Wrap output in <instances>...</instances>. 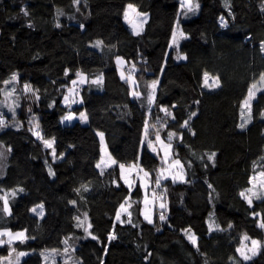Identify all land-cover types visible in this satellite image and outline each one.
Segmentation results:
<instances>
[{"label": "trees", "instance_id": "trees-1", "mask_svg": "<svg viewBox=\"0 0 264 264\" xmlns=\"http://www.w3.org/2000/svg\"><path fill=\"white\" fill-rule=\"evenodd\" d=\"M197 1L198 12L180 17L188 37L179 41L180 53L188 57L183 60L169 47L179 0H80L79 5L73 0H0V88L3 80L18 73L20 84H31L40 95L34 101L29 93L20 104L16 120L23 127L19 130L11 126L12 113L0 108L9 125L0 128L6 157L0 163V195L17 190L14 198L9 196L11 216L3 212L0 201V229H27V235L34 237L14 242L17 251H32L20 264H45L41 251L62 247L69 235L81 238L76 251L82 264H232L231 257L239 259L235 249L243 233L264 243V230L257 227L259 218L251 215L253 211L264 213V202L254 200L250 208L239 196L250 187L253 163L264 167L260 159L264 157V92L252 103V122L244 129L239 127L247 89L264 73V0H227L228 7L226 0ZM129 3L149 14L139 36L123 18ZM58 9L64 15L57 16ZM57 22L61 27H56ZM97 40L104 42L103 49L93 47ZM116 56L136 64L134 75L145 95V85L159 81L149 122L164 116L158 108L163 105L175 114L176 121L169 118L161 135L183 133V142L173 141V151L185 164L188 182L162 181L156 191L160 194L167 189L166 220L160 221L157 212L152 224L143 218V189L137 183L129 208L136 227L127 223V213L121 216L125 223L115 220L119 205L129 196L118 167L106 168L103 174L96 168L101 155L97 131L105 133L110 153L118 161L130 163L139 155L140 163L153 173V182L160 165L146 146L141 151L147 102L131 96L130 85L120 78ZM77 71L87 74L89 80L103 74L104 84L102 88L80 87L83 104L73 110L77 114L86 111L88 122L77 119L70 123L63 158L54 145L58 158L53 160L52 150L28 130L29 120L33 114L38 118L43 135L47 121L59 123L69 111L62 100L65 85L70 86ZM204 71L218 74L221 87H203ZM194 111L197 115L189 121L190 129L180 128L177 122L187 120ZM211 153L216 154L215 166L207 159ZM188 161H192L191 167ZM72 200L76 205L69 203ZM38 204L45 206L42 217L31 211ZM84 212H88L90 231L98 240L84 238L86 233L76 227L75 217L82 219ZM210 214L221 227L227 228L228 223L234 227L210 231ZM184 229L197 236L199 251ZM113 231L116 239L109 242L108 234ZM6 255L8 245L0 247V256ZM245 264H264V248Z\"/></svg>", "mask_w": 264, "mask_h": 264}, {"label": "snow or ice", "instance_id": "snow-or-ice-1", "mask_svg": "<svg viewBox=\"0 0 264 264\" xmlns=\"http://www.w3.org/2000/svg\"><path fill=\"white\" fill-rule=\"evenodd\" d=\"M73 3L79 5L80 0H73ZM225 7H228L227 0L225 3ZM200 9V4L196 2V0H179V11L176 14L175 26L171 33V43L169 45L170 48H174L177 51V59L187 60L188 57L186 54H181L179 41L188 38L187 34L181 28V15L187 17L189 13L195 14ZM25 15H28L26 9L23 10ZM64 15L62 10H57V16ZM123 18L125 22L131 27L134 35L139 36L143 31L144 25L148 22V13L141 12L137 8L136 5L129 3L126 5L123 11ZM221 23L223 26H227L223 17H221ZM31 23L28 24V27H32ZM56 27H61L59 22H57ZM81 28L84 25H80ZM93 47L101 48L104 47V42L102 40H97ZM261 50L264 51V44L261 45ZM127 63L123 59V57L116 56V65L120 69V78L125 81V83L129 84L132 91L131 96L137 100L141 98L145 99L147 102V118L143 122L142 126V139L140 140V148L141 151L144 150L145 146L152 154H154V158H159L160 167L155 170V180L152 181L153 173L145 170L143 166L139 163L140 156L138 155L136 160L130 163H123L118 161L116 158L112 156V154L108 151L107 145L105 142V133L103 131H97L96 135L99 137L100 141V160L96 163V168L101 169V174H103L104 169L113 168L115 170L118 167L119 176L123 180L124 185L127 186L129 191V196L125 198L124 202L119 205V209L115 213V220L119 221L121 224L125 223L124 220L121 219L123 213H127V223L132 224V213L128 210L131 208L132 204L131 200V191L133 187L136 185V181H140V187L144 189V197H143V210L142 215L145 221L149 224L153 223V211L156 209L158 205L159 210V220L165 221L166 215L165 212L167 210V203L165 202V195L167 189H163V191L158 194L155 189L161 188V182L164 180H168L171 178L173 183L177 182V180L181 182L187 183L186 179V168L185 164L181 162L180 159L175 158L176 153L173 151V141L179 140L183 142V133H177L176 131H168L166 138L162 137L161 131L163 129L168 128V120L169 118L173 121H176L175 114L169 110V108L159 105V112H163L164 116L161 117L159 115L156 116L155 122L150 123V119L153 114V106L156 103V90L159 84L158 80H152L150 83L145 85L147 89V94L145 95L141 91H139V84L135 79L134 73L137 71L136 64L132 63L131 68L128 70V74H125L123 66ZM69 74L68 70H65V75ZM76 79L71 80V87L65 85L67 91L66 94L63 95L62 100L63 104L67 106L69 111L65 115L61 117L60 122H69L71 123L74 120H79L81 123L88 122L87 112H79L77 115L76 112L71 111V106L74 104H83V98L80 96V87L85 84L95 85L98 88H102L104 84V76L100 74L96 76L94 79L89 80L87 74L82 71H77L75 73ZM211 81V83H210ZM20 83L19 74L13 73L10 78L2 81L3 88H0V92L3 93L4 99L0 100V108H7L9 112L12 113L13 123L11 126L19 128L23 127V123L16 120V112L20 107V97L16 95L17 87ZM203 87L205 88H219L221 87V80L218 74L213 75L208 71L203 72ZM22 94H31V97L34 98V101L40 100L39 89L33 88V86L27 82H25L22 86ZM264 92V73L259 75L258 80H255L250 84L247 89V95L243 99L240 107V119L241 123L239 127L244 129L247 124L252 122V101L257 98L258 93ZM55 101H53V104ZM195 103H199L196 101ZM51 106V105H50ZM141 107H144L141 104ZM176 105H172V108H175ZM28 112H32V108H28ZM197 113L191 112L188 116L187 120H183L182 123H178L180 128H189V121L196 116ZM262 117H264V113H261ZM29 131L32 132L33 136L36 137L37 140L43 143L45 148L51 149L52 159H57V153L55 150V137L45 138L43 132L40 128L38 118L33 114L31 119L29 120ZM8 122L4 118V114L0 111V128L8 127ZM192 135H195L193 132ZM0 147H3L0 145ZM7 152H11V148H7ZM194 155V154H193ZM215 153H211L207 156L209 161H212V166H215ZM5 152L0 151V160L5 159ZM59 158H63V154L60 155ZM203 160V157L200 158ZM261 161H264V157L260 158ZM47 163V161H45ZM188 166H192V161L187 162ZM207 168V165H204ZM259 168V171L257 169ZM50 175H55L52 171L51 167H49ZM113 183H116L114 180ZM154 183V187H152ZM250 187L245 188L244 190L239 192V196L248 204L250 208L253 207V201H261L264 202V167H262L259 163H253V174L249 177L248 181ZM120 185L117 184V187ZM85 192L89 191L87 185L81 186ZM208 187L211 189L212 185L208 184ZM151 188V198H149V190ZM3 191V190H0ZM20 192H23L24 189L20 188ZM79 193L81 189H76ZM17 195V190L13 189L11 192L4 191L3 195H0V201H3V212L7 216L12 215V210L9 204V196L15 197ZM69 203L76 205L77 201L72 200ZM127 205V207H126ZM40 211H37V208L31 209L34 213L39 216H43V204L37 206ZM251 215L254 218H259L257 221V227L261 230H264V213L253 211ZM75 220L77 221L76 227L83 229L87 238L91 236L93 240H98V237L92 234L90 229L92 228V224L90 222V218L88 212L83 213V219L80 216H76ZM133 227L136 225L132 224ZM208 227L210 231H228L231 230L234 226L232 223H228L227 228L221 227L219 224L215 222L214 214L209 215V223ZM159 231V229H157ZM184 234L188 241L196 247L197 251H199L198 238L197 236L191 232L190 229H184ZM6 237V239H4ZM34 239V237H29L27 235V229L22 231L13 232L10 228H2L0 229V247L4 245H8V255L0 256V264H20V260L22 257L27 256L29 253L24 251H17L15 247H13L14 242L19 241L21 243L26 242L28 239ZM72 237H65L62 241L64 247L63 250L59 249H45L40 253L41 256L44 257L45 264H57V256L63 257V264H72V253H75L76 249L70 243ZM108 241L111 242L113 239H116L115 232H110L107 237ZM261 248H264V243H262L259 239L251 238L247 233H243L240 237L239 245L236 247L235 252L239 254V259L236 257H231L230 260L232 264H245V262L252 260V258L259 254ZM13 254H15V258L13 259ZM149 255H151L149 253ZM82 264V262H80Z\"/></svg>", "mask_w": 264, "mask_h": 264}, {"label": "rangeland", "instance_id": "rangeland-1", "mask_svg": "<svg viewBox=\"0 0 264 264\" xmlns=\"http://www.w3.org/2000/svg\"><path fill=\"white\" fill-rule=\"evenodd\" d=\"M196 2H198L197 0H196ZM199 3V2H198ZM138 8V7H137ZM139 9V8H138ZM139 11H141V10H139ZM141 12H143V11H141ZM146 13V12H145ZM148 18H149V14H148ZM224 19V18H223ZM145 26V25H144ZM181 28H182V26H181ZM144 29V28H143ZM182 30H183V28H182ZM120 57H123V56H120ZM123 59L125 60V61H127L124 57H123ZM123 68H124V71H125V74L127 75L128 74V70L131 68V64H129L128 63V61H127V63L123 66ZM119 69V68H118ZM119 72H120V69H119ZM10 78V77H9ZM20 79V78H19ZM135 79H136V76H135ZM16 87H17V93H16V95L17 96H19L20 97V104L22 103V101H26V98L29 96V94H22V86H23V84H18V85H15ZM83 86V85H82ZM81 86V87H82ZM68 87H71V84H70V86H68ZM80 96H81V93H80ZM254 101V100H253ZM253 101H252V103H253ZM79 104V103H78ZM77 104H74V105H72L71 106V111H74L73 110V107H75ZM75 112V111H74ZM77 115H79V114H77ZM60 120H61V117L59 118ZM60 120H59V123H57V122H54L53 124L52 123H49L48 121H47V123H46V126H47V133H46V135H44V137L45 138H52V137H55V145L57 146V149H58V152L60 153V154H64V151H65V147H66V145L69 143V141H70V136H69V132H68V127H69V125H70V123L69 122H64V123H61L60 122ZM73 122V121H72ZM151 123V122H150ZM163 131V130H162ZM162 131H161V134H162ZM163 137V136H162ZM105 142H106V140H105ZM0 145H2L3 147H0V151H4L5 152V146L3 145V144H1L0 143ZM106 145H107V143H106ZM107 149H108V151L110 152V150H109V148H108V146H107ZM2 161H3V159L2 160H0V163H2ZM139 163H140V161H139ZM141 164V163H140ZM142 165V164H141ZM143 166V165H142ZM160 167V165L158 166V168ZM143 168L145 169V170H147V171H149L148 169H146L144 166H143ZM157 168V169H158ZM150 172V171H149ZM186 179H187V175H186ZM123 181V180H122ZM177 181H179V180H177ZM137 183H140V181L139 180H137L136 181V184ZM162 183V182H161ZM143 189V188H142ZM156 190V189H155ZM157 192V191H156ZM158 193V192H157ZM144 189H143V197H144ZM143 197H142V210H143ZM149 198H151V188H150V190H149ZM38 205H41V204H38ZM38 205H36V206H34L33 208H37V211H40V209L37 207ZM126 207H127V205H126ZM32 208V209H33ZM129 210V209H128ZM33 212V211H32ZM45 206H44V204H43V213L45 214ZM157 212H159V210H158V205H157V207H156V209H154V211H153V222H155V218H156V213ZM34 213V212H33ZM43 214V215H44ZM124 214V213H123ZM122 214V215H123ZM83 219V218H82ZM13 232H17V231H22V230H24V229H17V230H13V229H11ZM67 237H72V239L70 240V243L72 244V246L73 247H75V249L77 248V246L79 245V242H80V240H81V238L79 237V236H77V235H69V236H67ZM6 238V237H5ZM63 247H64V245L62 246V247H60V248H51V249H59V250H63ZM51 249H49V250H51ZM45 250V249H44ZM43 250V251H44ZM43 251H41V252H43ZM24 252H27V253H31L32 251H24ZM71 256H72V264H80V262H82V259L80 258V256L77 254V251H75V253H72L71 254ZM25 257V256H24ZM24 257H22V258H24ZM15 258V254H13V259ZM21 258V259H22ZM44 258V257H43ZM45 262V261H44ZM57 264H63V257H61V256H57Z\"/></svg>", "mask_w": 264, "mask_h": 264}, {"label": "crops", "instance_id": "crops-1", "mask_svg": "<svg viewBox=\"0 0 264 264\" xmlns=\"http://www.w3.org/2000/svg\"><path fill=\"white\" fill-rule=\"evenodd\" d=\"M4 239H6V238H4Z\"/></svg>", "mask_w": 264, "mask_h": 264}]
</instances>
